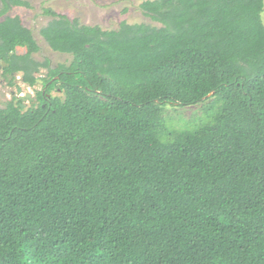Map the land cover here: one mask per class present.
Segmentation results:
<instances>
[{
	"label": "trees",
	"instance_id": "1",
	"mask_svg": "<svg viewBox=\"0 0 264 264\" xmlns=\"http://www.w3.org/2000/svg\"><path fill=\"white\" fill-rule=\"evenodd\" d=\"M29 6L0 0L2 76L36 92L0 106V264H264V0H146L158 25L112 30L48 8L55 68Z\"/></svg>",
	"mask_w": 264,
	"mask_h": 264
},
{
	"label": "rangeland",
	"instance_id": "2",
	"mask_svg": "<svg viewBox=\"0 0 264 264\" xmlns=\"http://www.w3.org/2000/svg\"><path fill=\"white\" fill-rule=\"evenodd\" d=\"M29 3V7H14L9 15L20 16L23 23L28 27L34 35L36 42L39 45V51L34 54V58L38 61L48 59L52 68L60 64L68 65L72 57L68 54H61L50 49L47 43L40 35V30L45 26L51 17L44 14L45 9H53L54 11L66 15L70 19H78L81 24L90 26H100L104 30L117 29L122 21H127L130 24H152L150 17H147L140 8L142 2L146 0H25ZM264 19V13H263ZM19 53H24V48L18 49ZM46 70H43L39 76H45ZM19 79V78H18ZM42 83L38 82V88H41ZM20 88L21 93H18ZM30 87L22 84L17 80L15 87H9L1 76L0 70V106L3 107L8 101L15 97H26L29 93L34 94ZM60 94L54 91L52 95ZM25 107H29V102H25ZM24 107V108H25ZM180 114L185 118H193L199 115L200 111L197 107H189L179 109ZM183 121L181 116L170 118V125Z\"/></svg>",
	"mask_w": 264,
	"mask_h": 264
},
{
	"label": "flooded vegetation",
	"instance_id": "3",
	"mask_svg": "<svg viewBox=\"0 0 264 264\" xmlns=\"http://www.w3.org/2000/svg\"><path fill=\"white\" fill-rule=\"evenodd\" d=\"M2 65H5L4 63H2ZM2 65L0 64V70H1V76H2ZM14 75V74H13ZM15 81L17 82V80H19L20 81V78H21V76L19 75V74H16L15 75ZM2 78H3V82L5 81L6 83H7V80L2 76ZM19 78V79H18ZM38 82H40V83H42L43 84V81L42 80H38ZM38 85V84H37ZM20 89V88H19ZM19 89H18V93H21V92H19ZM32 89V88H31ZM33 92H34V94H31V93H29V94H31V99H29L27 96L29 95H26V97H17V98H19V99H21L22 100V104H21V106H23V107H25V102H29V106L31 105V103H34V101H35V97H36V92H35V90H32ZM14 97V96H13Z\"/></svg>",
	"mask_w": 264,
	"mask_h": 264
},
{
	"label": "water",
	"instance_id": "4",
	"mask_svg": "<svg viewBox=\"0 0 264 264\" xmlns=\"http://www.w3.org/2000/svg\"><path fill=\"white\" fill-rule=\"evenodd\" d=\"M19 92H21V90L19 89ZM29 99H31V94H29L28 96H27Z\"/></svg>",
	"mask_w": 264,
	"mask_h": 264
}]
</instances>
